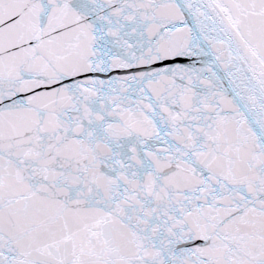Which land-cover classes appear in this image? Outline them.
<instances>
[{
  "label": "snow or ice",
  "instance_id": "obj_1",
  "mask_svg": "<svg viewBox=\"0 0 264 264\" xmlns=\"http://www.w3.org/2000/svg\"><path fill=\"white\" fill-rule=\"evenodd\" d=\"M0 264H264V0H0Z\"/></svg>",
  "mask_w": 264,
  "mask_h": 264
}]
</instances>
